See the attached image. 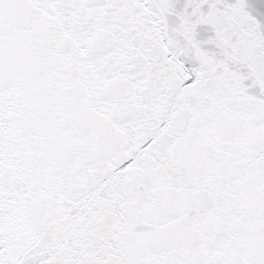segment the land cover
<instances>
[{"label":"snow or ice","instance_id":"6c2138e0","mask_svg":"<svg viewBox=\"0 0 264 264\" xmlns=\"http://www.w3.org/2000/svg\"><path fill=\"white\" fill-rule=\"evenodd\" d=\"M0 264H264V0H0Z\"/></svg>","mask_w":264,"mask_h":264}]
</instances>
